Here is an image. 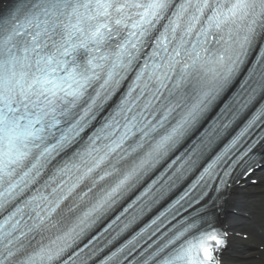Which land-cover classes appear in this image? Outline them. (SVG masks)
Masks as SVG:
<instances>
[{"label": "snow or ice", "instance_id": "obj_1", "mask_svg": "<svg viewBox=\"0 0 264 264\" xmlns=\"http://www.w3.org/2000/svg\"><path fill=\"white\" fill-rule=\"evenodd\" d=\"M0 264H264V0H0Z\"/></svg>", "mask_w": 264, "mask_h": 264}]
</instances>
